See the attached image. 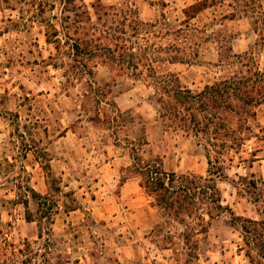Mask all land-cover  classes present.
<instances>
[{"label": "rangeland", "instance_id": "obj_1", "mask_svg": "<svg viewBox=\"0 0 264 264\" xmlns=\"http://www.w3.org/2000/svg\"><path fill=\"white\" fill-rule=\"evenodd\" d=\"M84 1L91 5L98 0ZM198 1L203 0L128 1L142 21L156 23V31L182 30L177 41L192 60L164 68L174 72L182 85L198 90L224 74L217 63L229 40L236 53L252 51L264 69L260 38L264 0H207L209 7L188 18L184 9ZM22 5L21 0H0V264L6 243L18 245L27 238L39 248L48 236L50 264L66 260L64 264H117L116 258L123 264H183V259H174L173 249L157 245L156 233L150 234L161 215L140 186L139 177L128 169L133 161L130 141L144 127L148 142L138 152L144 158L160 157L168 171L206 175L203 145L192 136L165 129L147 83L118 75L105 64L98 65L97 79L111 82L110 97L122 111H128L127 122L113 133L86 115L78 116L77 88L68 95L62 89L63 70L47 64L57 52L53 43L46 42L43 27L37 22L14 26ZM61 8L57 1L52 13L59 14ZM249 20L256 23V34L248 29ZM173 37L161 32L152 39L165 46ZM256 113L253 124L258 131L259 125L264 126V102ZM256 147L261 150L252 166L236 156L227 171L236 185L219 183L224 203L235 215L249 218H258L252 202L255 194L253 189L244 191L239 176L264 181V141L248 143L249 151ZM124 176L127 179L122 181ZM25 185L45 195L43 201L56 211L53 224L42 219V239L36 220L39 199ZM261 195L264 199V189ZM67 205L75 209L67 211ZM27 215L35 221H27ZM199 240L200 256L191 264H252L246 256L249 245L243 229L239 221L232 222L229 212L213 219Z\"/></svg>", "mask_w": 264, "mask_h": 264}, {"label": "trees", "instance_id": "obj_2", "mask_svg": "<svg viewBox=\"0 0 264 264\" xmlns=\"http://www.w3.org/2000/svg\"><path fill=\"white\" fill-rule=\"evenodd\" d=\"M57 1L62 5L59 14L52 13ZM128 1L105 4L98 0L88 5L84 0H21L19 21L14 26L27 27L37 22L43 27L46 42L53 43L57 52L50 55L47 64L63 70L62 89L68 95L72 94L71 89L77 88L74 95L79 100L78 116L86 115L113 133L127 122L128 111H122L110 97L113 92L111 82L97 79L98 65L105 64L118 75L147 83L153 90L165 129L192 136L203 145L208 162L206 175L168 171L160 157L144 158L138 153L148 142L144 127L139 137L130 141L133 161L128 169L139 177L140 186L160 212L161 220L150 234L159 236L157 245L161 249H173L174 259H183V264L193 263L200 256V235L207 232L213 219L229 212L232 222L239 221L243 229L245 242L249 245L246 256L252 264H264V199L261 195L264 181L252 177L253 173L252 178L239 176L244 191L253 189L252 202L257 206L258 218L235 215L230 205L224 203L219 186L221 181L236 185L227 172L236 156L249 166L258 159L257 153L261 149L256 147L249 151L248 143L253 139L264 141V126L259 125L256 131L253 124L256 108L264 102V69L252 51L236 53L227 40L217 63L224 74L198 90L184 86L174 72L164 68L192 60L177 41L182 30L156 31V23L142 21L137 8ZM210 3L214 4L213 1ZM207 7V0L198 1L184 12L192 18ZM11 8L17 7L12 5ZM161 32L165 37H175L163 46L152 39ZM260 38L263 42L264 34ZM126 179L124 176L122 181ZM24 187L39 199L40 216L36 220L38 237L42 239V219L53 224L56 211L54 206L43 201L45 195L29 185ZM27 203V199L23 200L25 206ZM73 209L75 207L66 206L67 211ZM26 219L35 221L30 215ZM51 231L52 227L46 233ZM44 240L39 248L27 238L18 245L6 243L1 264H50L49 236ZM8 247L12 249L8 250ZM115 260L117 264H123L117 258ZM67 262L69 260L58 264Z\"/></svg>", "mask_w": 264, "mask_h": 264}, {"label": "crops", "instance_id": "obj_3", "mask_svg": "<svg viewBox=\"0 0 264 264\" xmlns=\"http://www.w3.org/2000/svg\"><path fill=\"white\" fill-rule=\"evenodd\" d=\"M248 24H249V28L248 29H250L254 34H256V27H255L256 23L249 20L248 21ZM246 44H247V49H249L250 48V45H251L249 43V39H246Z\"/></svg>", "mask_w": 264, "mask_h": 264}]
</instances>
